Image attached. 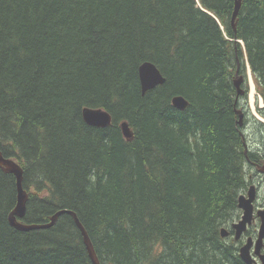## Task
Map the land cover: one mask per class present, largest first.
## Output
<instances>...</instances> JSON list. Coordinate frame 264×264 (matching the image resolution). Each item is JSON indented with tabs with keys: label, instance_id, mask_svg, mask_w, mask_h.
I'll use <instances>...</instances> for the list:
<instances>
[{
	"label": "trees",
	"instance_id": "trees-1",
	"mask_svg": "<svg viewBox=\"0 0 264 264\" xmlns=\"http://www.w3.org/2000/svg\"><path fill=\"white\" fill-rule=\"evenodd\" d=\"M235 1L0 0V151L23 170V222L75 212L101 264H245L231 229L262 152L234 82L240 63L247 98L249 68L264 102V0H242L234 29ZM146 62L166 81L143 95ZM252 127L264 148V122ZM17 200L0 168V264H92L70 215L12 227Z\"/></svg>",
	"mask_w": 264,
	"mask_h": 264
},
{
	"label": "water",
	"instance_id": "water-1",
	"mask_svg": "<svg viewBox=\"0 0 264 264\" xmlns=\"http://www.w3.org/2000/svg\"><path fill=\"white\" fill-rule=\"evenodd\" d=\"M242 6V0L235 1V8L232 14L231 23L235 29L236 23L238 20V15ZM237 78L235 79V86L237 88V98L236 104L240 96L245 95V91L242 88L244 83L243 76L240 75V63L238 65ZM139 78L141 83L142 94L145 95L148 91L153 90L159 85L165 83L166 78L162 75L160 70L151 62L143 63L139 68ZM172 105L180 110L184 111L188 106L189 102L183 96H175L172 99ZM237 114L239 115V125L243 126L244 121V112L237 109ZM83 118L87 124L94 127H107L112 123V116L103 109L96 108H84L83 109ZM123 134L126 139L130 140L133 137V133L127 122L121 124ZM0 168L8 174L15 176L17 181V191H18V200L15 209L12 211L9 217V221L12 227L23 232H29L33 230L48 229L53 227L59 218L64 215H70L80 230L84 245L87 249L89 258L92 264H101L98 256L96 254L93 243L84 228L83 224L80 222L76 213L67 209L59 210L50 217L48 223L45 224H27L23 222V219L27 212V202L29 199L28 192L23 188V170L19 164L10 158H5L0 151ZM264 174V166L260 170ZM256 200V187L251 186L247 192V195L242 194L239 197L238 207L243 212L241 220L235 222L232 225V228L235 230V239L239 240L243 234L247 231L248 226L252 224L254 220V201ZM258 216L261 219V225L258 233V237L254 240L252 237H249L243 246L240 248V258L245 264H259L257 260L252 256L251 250L254 246L256 255L260 258V264H264V253H261V250L264 249V210L258 212ZM229 231L226 228L221 230L222 237H228Z\"/></svg>",
	"mask_w": 264,
	"mask_h": 264
},
{
	"label": "flooded vegetation",
	"instance_id": "flooded-vegetation-1",
	"mask_svg": "<svg viewBox=\"0 0 264 264\" xmlns=\"http://www.w3.org/2000/svg\"><path fill=\"white\" fill-rule=\"evenodd\" d=\"M242 98H244V96ZM242 98H239L240 103H241V99ZM239 101H237V103ZM242 110L245 111L244 109H242ZM244 115H246V117H244V118H247L248 113L245 111ZM262 147L263 146H261V147L260 146H255V150H257L258 153L262 152V154L259 155L258 156V160L253 162L252 165H251L252 166L251 170H253V174L255 175L254 176L255 181L251 182L250 185L248 186V189L245 191V193H243L244 195H247V192H248V190L250 189L251 186H255L256 187V200L254 201V220H253L252 224L248 226V229H247V230L251 229V232L253 233V236L252 235H247V231H246L239 240H236L235 239V230L233 228L231 229V233H233L232 237L236 241H241L242 240V242H243L242 246H243V244L246 242V240L249 237H252L254 240L257 239L258 233H259V229H260V225H261V219L258 216V212L264 210V174L260 171L261 168L264 166V154H263V149L264 148H262ZM247 149H249L248 145H247ZM242 215H243V212L241 211L240 218L237 221H235V222H238L239 220H241ZM228 231H229V235L228 236H230V234H231L230 230H228ZM261 253L262 254L264 253V249L261 250ZM251 254L257 260V262L260 264L261 263L260 262V258H259L258 255H256L254 246H253V248L251 250Z\"/></svg>",
	"mask_w": 264,
	"mask_h": 264
},
{
	"label": "rangeland",
	"instance_id": "rangeland-1",
	"mask_svg": "<svg viewBox=\"0 0 264 264\" xmlns=\"http://www.w3.org/2000/svg\"><path fill=\"white\" fill-rule=\"evenodd\" d=\"M252 80L254 81V85H255L253 96H252L253 90L251 85ZM248 89H249L248 97L242 98L241 104L242 106H244L243 109L248 113L247 119H249L248 120L249 122L248 123L246 122L247 124L245 125L244 134L247 136L246 140L248 143V147L252 151L255 149V146H258L257 144L259 143V140L255 137V132H254L255 129H253L252 127L253 117H256L257 119H260L261 121L264 122V118H262L258 113V110L263 108L264 102L262 100V97L257 93L256 82L249 68H248Z\"/></svg>",
	"mask_w": 264,
	"mask_h": 264
},
{
	"label": "bare ground",
	"instance_id": "bare-ground-1",
	"mask_svg": "<svg viewBox=\"0 0 264 264\" xmlns=\"http://www.w3.org/2000/svg\"><path fill=\"white\" fill-rule=\"evenodd\" d=\"M245 83V82H244ZM253 83V84H252ZM235 84V83H234ZM251 85H252V90H253V92H252V96H253V94H254V88H255V85H254V81L252 80L251 81ZM243 88V87H242ZM241 97V96H240ZM245 117H246V115H245Z\"/></svg>",
	"mask_w": 264,
	"mask_h": 264
}]
</instances>
